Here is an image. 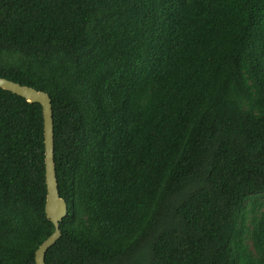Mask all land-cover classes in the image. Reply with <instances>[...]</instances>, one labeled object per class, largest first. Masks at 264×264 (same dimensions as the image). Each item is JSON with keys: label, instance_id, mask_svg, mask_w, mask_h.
Masks as SVG:
<instances>
[{"label": "trees", "instance_id": "obj_1", "mask_svg": "<svg viewBox=\"0 0 264 264\" xmlns=\"http://www.w3.org/2000/svg\"><path fill=\"white\" fill-rule=\"evenodd\" d=\"M0 77L51 101L45 264H264V0H0ZM43 151L0 89V264L52 233Z\"/></svg>", "mask_w": 264, "mask_h": 264}, {"label": "water", "instance_id": "obj_2", "mask_svg": "<svg viewBox=\"0 0 264 264\" xmlns=\"http://www.w3.org/2000/svg\"><path fill=\"white\" fill-rule=\"evenodd\" d=\"M0 89L20 96L28 103H37L41 107L43 118L44 180L46 189L44 214L46 219L51 223L53 230L35 250L34 264H45V253L59 239L61 235L59 223L67 214V205L59 197L55 177L51 101L47 93L29 86L20 85L3 77H0Z\"/></svg>", "mask_w": 264, "mask_h": 264}]
</instances>
